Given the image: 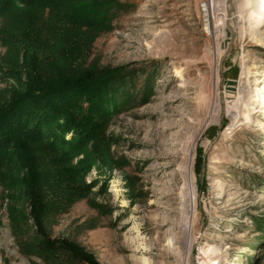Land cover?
Masks as SVG:
<instances>
[{
  "label": "rangeland",
  "instance_id": "374dc122",
  "mask_svg": "<svg viewBox=\"0 0 264 264\" xmlns=\"http://www.w3.org/2000/svg\"><path fill=\"white\" fill-rule=\"evenodd\" d=\"M251 1L117 0L87 57L127 79L98 121L105 154L91 142L59 166L38 152L9 166L0 264H52L44 239L96 264H264V103H247L253 89L264 102V18ZM30 177L36 209L18 185Z\"/></svg>",
  "mask_w": 264,
  "mask_h": 264
},
{
  "label": "trees",
  "instance_id": "16d2710c",
  "mask_svg": "<svg viewBox=\"0 0 264 264\" xmlns=\"http://www.w3.org/2000/svg\"><path fill=\"white\" fill-rule=\"evenodd\" d=\"M118 8L117 0H0V83H6L0 89V177L14 162L25 169L37 152L48 155L50 166L68 159L66 150L91 142L97 157L105 154L96 143L98 121L116 107L127 79L121 69L99 70L87 57ZM65 133H72L69 141ZM35 183L31 177L18 182L34 209L42 202ZM39 249L52 264H96L70 243L44 239Z\"/></svg>",
  "mask_w": 264,
  "mask_h": 264
},
{
  "label": "bare ground",
  "instance_id": "6f19581e",
  "mask_svg": "<svg viewBox=\"0 0 264 264\" xmlns=\"http://www.w3.org/2000/svg\"><path fill=\"white\" fill-rule=\"evenodd\" d=\"M252 1H254L255 3L251 4V5L249 4L250 8L255 12V14H257V17L260 20H262L264 18V0H252ZM226 26L229 30H231V27L228 24ZM247 103H248V109H249V111H251L256 106L263 104L264 102L262 100L258 99L257 91H256V89H253V91H251L249 93ZM187 186H188V189L183 187V189L186 190V192L184 194L185 200L183 202L186 206L192 207L193 194H192V190H191V188H192L191 182H189L187 184ZM191 249H192V245L190 244L187 246V248H185V253L187 255H190Z\"/></svg>",
  "mask_w": 264,
  "mask_h": 264
}]
</instances>
